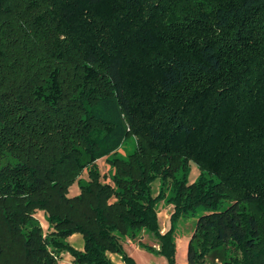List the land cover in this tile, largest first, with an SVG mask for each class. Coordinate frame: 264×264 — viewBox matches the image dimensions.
Returning a JSON list of instances; mask_svg holds the SVG:
<instances>
[{"label":"trees","instance_id":"16d2710c","mask_svg":"<svg viewBox=\"0 0 264 264\" xmlns=\"http://www.w3.org/2000/svg\"><path fill=\"white\" fill-rule=\"evenodd\" d=\"M193 216L187 264H264V0H0V264H136L143 230L176 264Z\"/></svg>","mask_w":264,"mask_h":264},{"label":"crops","instance_id":"0c3cea01","mask_svg":"<svg viewBox=\"0 0 264 264\" xmlns=\"http://www.w3.org/2000/svg\"><path fill=\"white\" fill-rule=\"evenodd\" d=\"M74 185H72L69 189V191L71 189L73 191L70 196H75L79 193V190L75 191L76 188H73ZM159 204H163V203H159ZM163 205L164 207L160 211L158 210V221L161 228V232H165L169 228V216L172 212V206L165 204ZM67 241L75 249L78 250L83 249V240L79 234H73L67 239ZM179 242L180 245H178ZM188 242H189V237L187 236L184 237L182 235L180 237L177 236L176 256H175L176 264H179L178 257L180 255L183 261L180 264H187ZM121 244L125 253L131 258H133L136 264H167L166 260L163 257L150 253L141 246V244H145L153 247L155 250L159 249V242L157 241V239H155V237L152 234L148 233L145 230L141 231V233L135 239H130L128 237H121ZM108 257L113 264H124L121 257L117 254L109 253ZM61 258L63 259H61V262L58 264H73L72 263L73 259L69 254L67 253L62 254Z\"/></svg>","mask_w":264,"mask_h":264},{"label":"rangeland","instance_id":"374dc122","mask_svg":"<svg viewBox=\"0 0 264 264\" xmlns=\"http://www.w3.org/2000/svg\"><path fill=\"white\" fill-rule=\"evenodd\" d=\"M101 107H99L98 109H100ZM103 108L105 109V107L103 106ZM107 111H109L108 109H106ZM96 114L97 115H102V114H100L99 112H97L96 111ZM114 120H119L118 119V116H115L114 117ZM134 147H135V142H134V140L133 139H129V140H127V141H125V142H123L121 145H120V147H118L117 148V150H116V154H118V155H120V156H124V155H126V154H128L129 152H131L133 149H134ZM97 165H98V167H99V170H100V173L102 174V175H104L105 176V178L107 177V175H108V172H109V166H108V164L105 162V160H104V158H100V159H98L97 160ZM198 174H199V171H198V168L194 165V164H192L191 163V167H190V172H189V177H188V180H189V182L191 183V182H193L196 178H197V176H198ZM86 177H87V175H86V173H83L82 175H81V178L83 179V180H85L86 179ZM106 181H108L107 179H106ZM158 182H155V183H153L152 184V192L154 193V194H156L157 193V191H158ZM73 188H76L75 189V191H77L78 190V187L76 186V185H74V187ZM74 191V192H75ZM72 189L69 191V195H71L72 194ZM164 207V205L163 204H159L158 205V210L160 211L162 208ZM201 214V211L199 210L198 212H197V216L198 215H200ZM36 217L38 218V220H40L39 222H41V225H42V227H43V229L44 230H46V228H47V224H46V221H45V219H44V216H43V212H37L36 213ZM160 218H161V216H160ZM196 220H197V218L196 217H189V218H182V219H180L178 222H177V226H176V233H177V236H187V237H189V240H190V237L192 236V233L194 232V228H195V223H196ZM160 222H161V220H160ZM188 233V234H187ZM66 254V253H65ZM179 258V264L181 263V262H183L182 261V257H181V255L178 257ZM61 259H63V258H61ZM61 262V260L60 261H58V263H60ZM203 264H221L220 263V261L218 260V259H212L210 256L209 257H206V258H204V263Z\"/></svg>","mask_w":264,"mask_h":264},{"label":"bare ground","instance_id":"6f19581e","mask_svg":"<svg viewBox=\"0 0 264 264\" xmlns=\"http://www.w3.org/2000/svg\"><path fill=\"white\" fill-rule=\"evenodd\" d=\"M178 245H180V242L178 243Z\"/></svg>","mask_w":264,"mask_h":264}]
</instances>
